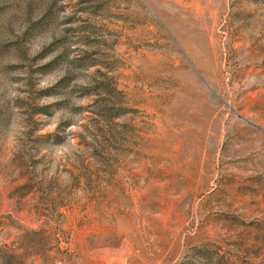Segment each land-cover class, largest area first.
<instances>
[{"label":"rangeland","instance_id":"374dc122","mask_svg":"<svg viewBox=\"0 0 264 264\" xmlns=\"http://www.w3.org/2000/svg\"><path fill=\"white\" fill-rule=\"evenodd\" d=\"M0 252L264 264V0H0Z\"/></svg>","mask_w":264,"mask_h":264},{"label":"trees","instance_id":"16d2710c","mask_svg":"<svg viewBox=\"0 0 264 264\" xmlns=\"http://www.w3.org/2000/svg\"><path fill=\"white\" fill-rule=\"evenodd\" d=\"M0 264H15L12 257H6L1 255L0 252Z\"/></svg>","mask_w":264,"mask_h":264}]
</instances>
